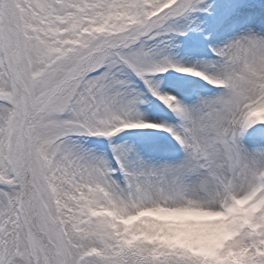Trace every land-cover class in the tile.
<instances>
[{
  "label": "rangeland",
  "instance_id": "rangeland-1",
  "mask_svg": "<svg viewBox=\"0 0 264 264\" xmlns=\"http://www.w3.org/2000/svg\"><path fill=\"white\" fill-rule=\"evenodd\" d=\"M187 56L208 58L207 82L183 76L197 73ZM109 59L125 68L115 93L136 87L100 115ZM259 150L264 0H0V264H100L102 244L115 264H264V214H239L233 195ZM162 185L184 201L215 195L236 228L210 249L163 235L156 256L112 214L107 235L93 230L109 187L130 200Z\"/></svg>",
  "mask_w": 264,
  "mask_h": 264
},
{
  "label": "bare ground",
  "instance_id": "bare-ground-1",
  "mask_svg": "<svg viewBox=\"0 0 264 264\" xmlns=\"http://www.w3.org/2000/svg\"><path fill=\"white\" fill-rule=\"evenodd\" d=\"M159 55V51L156 53ZM187 70L193 69L190 66H195V73L192 76L183 75L188 78H193L195 80L205 82L208 81V74H203L200 69V64L204 60L208 61V58L204 59H196L194 60L192 57L187 56ZM109 62L112 65V68L108 71L107 76L102 81L103 82V93H104V104L101 109L98 111L100 115L110 113L115 114L119 112V106L116 105V102L121 103V99L125 96V93L131 88L136 87V84L132 83L124 89V93H115L114 90V74L112 70L115 68L118 73L124 72V67L117 64L115 59H109ZM159 62H157L158 64ZM190 68V69H189ZM185 72V71H184ZM183 73V72H182ZM186 73V72H185ZM207 73V72H206ZM204 77H202V76ZM210 75V74H209ZM125 79L128 80L129 77L126 73H124ZM129 87V88H128ZM137 89V88H136ZM175 94L173 93V96ZM256 95L251 96L253 99ZM205 95H202V98L207 102L208 98H204ZM200 98V95H199ZM174 99L176 97L174 96ZM114 103H113V102ZM184 106V105H182ZM203 109V105H202ZM225 124V123H224ZM257 151V150H256ZM185 152L184 150L182 151ZM258 159L255 164H250V166L245 170V176H242L235 180L233 195L238 200L241 210H239V214L242 215V212L249 209L252 204H258L256 212H262L264 214V155L263 150H259L256 154H253V157ZM256 159V160H257ZM107 167V166H106ZM117 169V168H116ZM103 170V169H102ZM105 171H102L100 174L102 178L105 180L104 176ZM245 178V179H244ZM109 183V182H108ZM107 183V185H108ZM139 191L134 192V189L131 188V192L134 193V196H131L130 200L126 197H122L115 192V189L109 187V196H106L99 201H97V205L107 204V210H96L97 215L99 216L93 230L96 232L102 233V235H107L109 231V227L111 226L110 221H106L108 215L114 217L112 220L117 221V224H114L116 227V232L121 233L125 239H127L130 235H134L135 233L141 234L144 233L142 237L144 242L153 243L152 247L148 244L146 246L150 247V251H152V255L156 256L157 251L163 252L159 250V245L162 242L163 235L169 236L170 238L173 236L180 235L184 239H188L193 243L197 244L196 246L210 249V247L214 246L216 243H220L223 240V234L225 230V226L228 225H236L235 216L232 215V212L229 210L228 213L225 210H221L218 203L219 198L213 196L214 204L208 203L205 196L197 194L195 197L193 196L191 199L186 201L182 200V198H178L173 195V189L168 185H162L160 191L158 192L156 188L148 189L147 191ZM132 195V194H131ZM94 199V198H93ZM92 203L95 200H91ZM90 202V203H91ZM88 203V204H90ZM86 205V204H85ZM84 205V206H85ZM95 205V204H94ZM226 205V204H225ZM83 206V207H84ZM90 206V205H86ZM189 206V207H186ZM170 210L169 214H163L164 218H157V211H167ZM151 210V211H148ZM91 212V211H89ZM93 213H96L94 209H92ZM111 212L110 214H108ZM88 214V212H86ZM200 215V216H208L207 220L196 219V223L192 224L191 215ZM153 214V215H151ZM240 215V216H241ZM118 217V219H117ZM126 218H130V221H125ZM225 219V220H224ZM176 221L177 224H172V222ZM99 227V228H98ZM236 228V227H235ZM40 234V231H38ZM162 235V238H160ZM156 238V239H155ZM238 239L241 240V237L238 235ZM155 240V241H153ZM102 239H98V243L101 242ZM158 242V244H157ZM170 239L166 242V245L169 244ZM171 243V242H170ZM103 247V248H102ZM100 249L104 250L102 253V257L99 259L100 264H115L118 262V253L115 250V254L112 253V250L109 247L103 246ZM134 248H136L134 246ZM21 249V248H20ZM121 250V249H120ZM168 250V249H167ZM122 251V250H121ZM92 251L89 252L91 255ZM150 254V253H149ZM146 253V255H149ZM174 255V253H163V259L168 257L169 255ZM138 257H141L137 254ZM147 258V257H146ZM128 264H134L131 258H128ZM140 264L141 262H136Z\"/></svg>",
  "mask_w": 264,
  "mask_h": 264
}]
</instances>
